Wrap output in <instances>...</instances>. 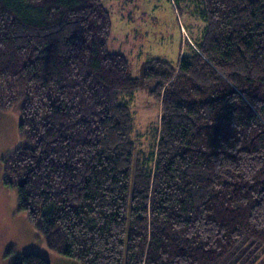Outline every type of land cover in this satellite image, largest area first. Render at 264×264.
Returning a JSON list of instances; mask_svg holds the SVG:
<instances>
[{"label": "trees", "instance_id": "16d2710c", "mask_svg": "<svg viewBox=\"0 0 264 264\" xmlns=\"http://www.w3.org/2000/svg\"><path fill=\"white\" fill-rule=\"evenodd\" d=\"M192 2L202 27L180 58L133 76L101 0H0V108L21 138L4 182L58 254L264 264V0ZM142 85L161 107L149 149L127 98Z\"/></svg>", "mask_w": 264, "mask_h": 264}, {"label": "rangeland", "instance_id": "374dc122", "mask_svg": "<svg viewBox=\"0 0 264 264\" xmlns=\"http://www.w3.org/2000/svg\"><path fill=\"white\" fill-rule=\"evenodd\" d=\"M101 1L112 21L108 48L127 57L133 76H140L145 61L152 57L177 61L184 50V39L190 40L202 27L190 12L192 0ZM127 98L134 117V140L149 149L158 134L155 126L158 129L160 124V103L145 85ZM19 122L18 111L0 108V264H11L29 251L43 255L51 264H79L47 246L27 213L19 209L16 189L4 182L1 158L21 143Z\"/></svg>", "mask_w": 264, "mask_h": 264}]
</instances>
